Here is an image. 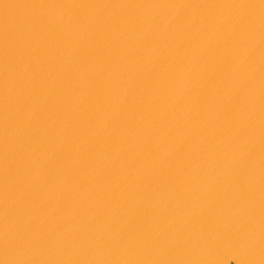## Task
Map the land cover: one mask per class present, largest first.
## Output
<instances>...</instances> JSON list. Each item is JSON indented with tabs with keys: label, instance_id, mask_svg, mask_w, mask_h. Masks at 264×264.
<instances>
[{
	"label": "water",
	"instance_id": "1",
	"mask_svg": "<svg viewBox=\"0 0 264 264\" xmlns=\"http://www.w3.org/2000/svg\"><path fill=\"white\" fill-rule=\"evenodd\" d=\"M0 264H264V0H0Z\"/></svg>",
	"mask_w": 264,
	"mask_h": 264
}]
</instances>
